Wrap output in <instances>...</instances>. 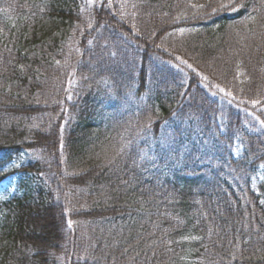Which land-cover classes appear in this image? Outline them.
<instances>
[{
	"label": "trees",
	"instance_id": "1",
	"mask_svg": "<svg viewBox=\"0 0 264 264\" xmlns=\"http://www.w3.org/2000/svg\"><path fill=\"white\" fill-rule=\"evenodd\" d=\"M22 152L0 264H264V0H0Z\"/></svg>",
	"mask_w": 264,
	"mask_h": 264
},
{
	"label": "rangeland",
	"instance_id": "2",
	"mask_svg": "<svg viewBox=\"0 0 264 264\" xmlns=\"http://www.w3.org/2000/svg\"><path fill=\"white\" fill-rule=\"evenodd\" d=\"M220 119V118H219ZM220 122V120H219ZM245 129L248 133H263L262 128L259 125H256L255 127H252L251 124H246ZM242 153V147L238 141L234 142V146L232 149V155L234 159H239ZM29 161V154L26 152H22L19 157L14 160L12 163L7 165L3 171L0 174V177H4L0 181V202L9 200L13 198L15 195H17L22 186L21 182H24V179L22 176H20V173H14L13 175H10L12 172L18 170L23 165L27 164ZM264 180V171L263 168L260 167L258 169L257 175L252 180V190L257 192L258 185L263 182Z\"/></svg>",
	"mask_w": 264,
	"mask_h": 264
},
{
	"label": "snow or ice",
	"instance_id": "3",
	"mask_svg": "<svg viewBox=\"0 0 264 264\" xmlns=\"http://www.w3.org/2000/svg\"><path fill=\"white\" fill-rule=\"evenodd\" d=\"M222 7H226L227 5H221ZM69 227H71V223H69Z\"/></svg>",
	"mask_w": 264,
	"mask_h": 264
}]
</instances>
